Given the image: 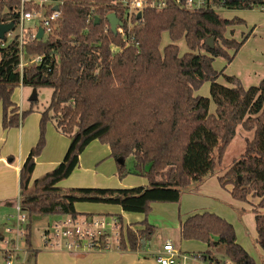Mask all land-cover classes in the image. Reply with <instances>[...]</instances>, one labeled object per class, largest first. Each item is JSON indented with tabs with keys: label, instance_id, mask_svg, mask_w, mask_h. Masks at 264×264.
I'll list each match as a JSON object with an SVG mask.
<instances>
[{
	"label": "trees",
	"instance_id": "trees-1",
	"mask_svg": "<svg viewBox=\"0 0 264 264\" xmlns=\"http://www.w3.org/2000/svg\"><path fill=\"white\" fill-rule=\"evenodd\" d=\"M61 1L55 35L25 43L27 55L43 56L41 63L29 62L21 71L18 36L0 45L4 129L19 127L34 110L31 106L20 112L13 100L18 86L52 89L49 104L39 110L40 137L20 170L19 203L30 219L27 242L34 215H96L79 212L77 203L119 205L125 212L147 216L155 202H179L185 191L218 172L242 125L254 130V137L247 139L243 152L218 180L222 187L232 185L235 200L259 199L254 204L256 243L264 251V79L245 87L236 75L213 66L216 57L232 62L251 35L244 34L242 40L230 37L233 27L245 21L223 17L214 7L250 10L262 0H226L223 5L213 0L197 11L180 9L174 0H167L169 7L145 8L139 19L132 15L130 24L120 0ZM19 8L20 0H0V23L17 25ZM110 13L122 21L125 35L111 30ZM96 17L100 22H95ZM164 33L170 42L162 46ZM180 41L185 42L184 52ZM205 82H210V97L195 93ZM211 101L217 108L214 113ZM49 121L70 143L63 160L33 180ZM96 139L109 145L120 178L134 174L147 178L148 184L117 189L61 186ZM129 156L133 157L130 168L125 164ZM142 224L144 228L136 231L127 224L122 247L147 246L155 227L146 219ZM181 224L182 239L207 244L197 253L203 263L257 264L239 243L234 225L219 214L197 212ZM30 252L29 264H36L38 253Z\"/></svg>",
	"mask_w": 264,
	"mask_h": 264
},
{
	"label": "crops",
	"instance_id": "crops-1",
	"mask_svg": "<svg viewBox=\"0 0 264 264\" xmlns=\"http://www.w3.org/2000/svg\"><path fill=\"white\" fill-rule=\"evenodd\" d=\"M164 35L165 33L163 34V36ZM166 35H168V33H166ZM169 40L170 39L168 36L166 44L170 42ZM186 50L187 49H185V51ZM230 63H228L227 60L223 57H216V59H214L213 61V66L217 70H221L224 68L226 73L227 67ZM262 79H264V76L258 77L257 80H255L256 84L254 85H257ZM220 81L224 84H227L222 79H220ZM205 83L210 84V82ZM242 83L244 85L243 81ZM18 87H21V90L19 91L20 93L23 89L26 88L24 86ZM245 87L249 86L245 85ZM200 90L201 88L195 93L199 94ZM214 108L215 109H210L212 113H214L217 109L216 105H214ZM2 118L3 109L2 104L0 102V212L2 208L10 207L14 209L15 204L19 199L20 170L27 156L29 155V153H31V148L36 144L38 138L40 137L39 129L41 113L40 111H37V113L29 114L26 120H24V122H22L19 127H13L10 129L3 128ZM254 134V130H245L242 125H239L237 127L236 135L231 141V143L236 142L237 144L235 148H238V150L236 152L242 150L240 152L242 153L246 147L247 139H252L254 137ZM49 135L51 136V138L54 137L55 143L52 147H50V145L47 146L48 153H50L47 155V157L37 159L35 170L33 173V180L41 176L42 174L52 170L57 164H59L63 160L66 154L68 138L66 139V137H64L62 133L57 130H53L52 127L49 130ZM90 144L87 146V148L90 146ZM87 148L84 150L82 155H80L79 165L73 171V174L71 176L76 174L77 171H84L86 175H81V180L67 184V187H101L117 189L140 185L146 186L148 184V181L144 177L136 176L134 174H129L124 178H120L118 177V173L113 172V174H106L102 171L100 172L94 169V166H90L88 164L92 161L93 163H97L100 158L103 159V157L100 154L94 152L91 155H87ZM227 149L224 155L226 154ZM223 159L221 160L222 162L218 166L217 173L206 178L196 188H192L191 190L185 191L179 202H155L152 204V210L147 216L143 213H127L123 211V209L119 205L102 203L99 204L90 202L77 203L76 208L81 213L118 214L122 216L123 221L126 222V224H132V226H136L137 228H144L142 221L146 219L150 224L154 225L155 232L157 231L158 234V236H155V241H153L154 245L151 246L152 249L148 248L150 244L149 242L147 244V248L145 247L138 250H130V248L122 247V249L113 248L109 251L105 250L104 252H89L83 253L81 255L78 253H69L66 251L64 252L59 250H53L50 248H36L32 245L31 238L30 242L27 245V248L29 249H26L27 251H37L38 254H36V264H160L157 260V254L161 251L163 245L166 242H172L175 247L181 252V254L188 253L192 255H197V253L203 252L207 249V244L201 241L198 242V240L187 241L182 239L181 223L189 215L197 212L213 211L216 213V211L208 210L207 208L208 205H211L210 200H212L216 196V199L223 198V196H225L227 199L229 198V196L232 198V185L222 187L219 183L218 177L223 175L226 169L230 167L234 161L231 164H227L223 161ZM93 163L91 165H93ZM232 199L229 200L230 204H233V202L231 201ZM251 200V197H249L248 202H245L243 204L246 206L242 207L245 209L246 207L248 208V205H251L254 211V204H256L259 199L256 198L255 201ZM217 211L219 212H217V214L224 217L223 215H225V213L220 210ZM184 242H193L191 243L192 246H194V244L202 245L203 247L206 246V249L198 248L197 250L192 249L190 251H186L182 248ZM256 246L257 245L255 244L254 247L257 248ZM28 258H30V254L28 255Z\"/></svg>",
	"mask_w": 264,
	"mask_h": 264
},
{
	"label": "rangeland",
	"instance_id": "rangeland-1",
	"mask_svg": "<svg viewBox=\"0 0 264 264\" xmlns=\"http://www.w3.org/2000/svg\"><path fill=\"white\" fill-rule=\"evenodd\" d=\"M220 13L223 17H226V18L238 17L241 19L243 18L245 19V20L243 19L245 21L244 24H240L239 26L238 25L234 26L233 27L234 31H232L231 33H228L230 37H233L238 40H242L244 34L251 33V35L247 39V41L244 43V45L241 47L239 52L236 54L232 63L228 65L226 73L236 75L237 77L241 78V80L244 82V86L245 85L252 86L256 84L255 80H257L258 77L264 76V13L256 9L220 10ZM166 40H168V35H166L165 33V35L163 36V40H162V46L166 44ZM179 44L181 46L182 51L184 52L186 49L185 42L180 41ZM209 87H210V84L205 83L204 86L201 87L199 94L201 95L206 94L203 96L210 97ZM20 90H21V87L16 88V90L13 93V100L16 101L17 104H19L20 106L19 110L21 112L23 110L30 109V107L32 106L34 110L30 112L29 114L37 113V111L44 109V107L49 104V101L52 95L51 88L42 87V88L36 89L37 90V101L33 102L30 100V97L32 96L33 91H34L33 88L26 87L25 89L22 90L21 93L19 92ZM214 105H215L214 102L211 101V108L215 109ZM27 116L24 118V120H26ZM24 120L22 122H24ZM51 127L53 128V130L55 131L57 130L52 121H49L47 123L46 132H45L46 145L44 149L42 150V152L36 157V162L38 158L41 159V158L47 157V155L50 154L48 153L47 146L50 145V147H52L55 143L54 137L51 138V136L49 135V130ZM64 137H66V139L68 138V145H69L70 143L69 137L65 135ZM236 145H237L236 142H233L228 146L227 152L223 156L224 159L222 158L225 163L231 164L234 161V159L237 158L241 154L240 152L242 150L236 152L238 150V148H235ZM108 146L109 145L107 143H104L99 139H96L95 141H93L90 144V146L87 148L86 154L91 155L93 154V152L98 153L103 157V159L100 158V160L97 163L96 162L93 163L92 161L88 165L94 166V169L100 172L102 171L106 174H113V172L118 173L117 161L113 157H111L110 148ZM92 163L93 165H91ZM132 163H133V157L129 156L125 160V164L128 168H130ZM81 175H86V173L84 171L83 172L77 171L76 174H74L73 176L71 177L69 176L68 178L62 180L60 182V185L67 187V184L81 180L80 179L82 178ZM145 179L148 181L147 178ZM216 197H214L212 200L209 199L211 201V205H208L207 207L208 210H214L216 211V213L218 212L217 210H220L223 213H225V215L223 216L227 218L229 222H232V224L235 225L234 227L236 229L239 243H241L246 248V250H248V252L254 257L257 264H262L264 261V251L260 248V246L257 243H255L257 233L255 229V219H254L255 217H254V211L252 209V206L248 205V208L246 207L244 209L242 206H246V205H243L245 202L235 201L230 196L228 199L225 196H223V198H217V199ZM230 199H232L231 201L233 202V204L229 203ZM251 199L255 201L256 198H251ZM12 213H14V209L10 207L2 208L0 212L1 214L0 215V232L2 234H5V235L8 234L6 227L12 225L14 222V219L10 218V214ZM24 213L29 219L28 213L26 211H24ZM129 213H133V211ZM31 219L32 220H31V231H30L31 237L30 238H31L32 245L36 248H39V247L46 248L42 234L44 230L46 229L52 230V225L54 224L55 221L59 219V216L34 215L31 217ZM137 229L138 228L136 226H132V230L136 231ZM155 236H158L157 231L153 234V236L151 237L149 241L151 245L149 244V247L147 245L146 248L148 247L152 249L151 246L154 245L153 241H155ZM191 243L193 242H184L182 245V248L185 249L186 251H190L192 249L197 250L198 248L206 249V246L203 247L202 245H198V244H194V246H192ZM255 244L257 245L256 246L257 248L254 247ZM27 245H28V242L26 238L20 241L21 251H19V253L15 255L13 259V264H29V262H31L28 259L30 250L27 251V249H29L27 248ZM3 247H4V243H0V264H6L5 252L1 250V248ZM89 252L91 253V252H104V251L103 250H92ZM89 252H81L78 254L82 255L83 253H89ZM193 264H202V263L193 262Z\"/></svg>",
	"mask_w": 264,
	"mask_h": 264
},
{
	"label": "built area",
	"instance_id": "built-area-1",
	"mask_svg": "<svg viewBox=\"0 0 264 264\" xmlns=\"http://www.w3.org/2000/svg\"><path fill=\"white\" fill-rule=\"evenodd\" d=\"M126 6L127 19L130 22L132 15L138 14L145 8L155 10L165 9L168 6L167 0H120ZM213 0H174L180 9L197 11L208 7ZM222 5L226 0H220ZM61 0H20L19 20L14 28L6 33L0 45L5 46L10 40L18 36L20 47V69L29 62L41 63L43 56L34 55L26 58L25 43L36 40H43L50 35H55L60 28ZM58 6V10L54 7ZM218 11L228 10L226 8L214 7ZM52 9V11H50ZM253 9L264 13V0ZM43 30V37L38 38L39 30ZM122 35L125 31L121 25L117 27ZM22 86V85H21ZM21 112V111H20ZM14 219L12 225L7 226L8 234L0 232V243H4L1 248L5 252L6 264H13L15 255L21 251L20 241L27 238L29 223L28 217L21 208L19 199L17 200L14 213L10 215ZM126 222L121 220L117 214H96L94 216H59V219L52 225V230H44L42 236L46 248L66 251L69 253L89 252L92 250H111L113 248L122 249V237ZM160 264H193V262L203 263L197 255L182 253L172 242H166L161 251L157 254ZM227 264L229 262L227 261Z\"/></svg>",
	"mask_w": 264,
	"mask_h": 264
},
{
	"label": "water",
	"instance_id": "water-1",
	"mask_svg": "<svg viewBox=\"0 0 264 264\" xmlns=\"http://www.w3.org/2000/svg\"><path fill=\"white\" fill-rule=\"evenodd\" d=\"M241 1H244V0H241ZM58 6H55L54 7V10H58ZM141 16V12H139L138 14H137V18L139 19V17ZM107 19H108V21H109V24H110V27H111V30L114 32V33H116V31H117V27L119 26V25H121V23H122V21H120V19L116 16V14L115 13H110V14H108L107 15ZM95 22L96 23H98V22H100V19L98 18V17H96L95 18ZM14 28V23L13 22H11V23H4V24H2V23H0V40H3L4 38H5V36H6V33L8 32V31H10V30H12ZM41 37H43V30L42 29H40L39 30V32H38V38H41ZM213 40L210 38L209 40H208V43L212 46L213 45ZM28 57V55H26V58ZM30 100L31 101H36L37 100V90L36 89H34V91H33V94H32V96L30 97ZM118 162H120V163H123L124 161L122 160V159H120V160H118Z\"/></svg>",
	"mask_w": 264,
	"mask_h": 264
}]
</instances>
